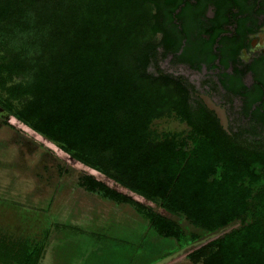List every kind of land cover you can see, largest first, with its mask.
<instances>
[{
    "label": "trees",
    "instance_id": "1",
    "mask_svg": "<svg viewBox=\"0 0 264 264\" xmlns=\"http://www.w3.org/2000/svg\"><path fill=\"white\" fill-rule=\"evenodd\" d=\"M191 1L0 0V108L152 203L78 178L86 192L132 208L145 223L136 238L171 250L161 261L185 250L178 258L193 264H264L263 94L244 107L247 135H229L185 79L150 72L160 49L201 70L196 44L185 47ZM168 120L187 130L160 131ZM3 254L9 264L14 254Z\"/></svg>",
    "mask_w": 264,
    "mask_h": 264
},
{
    "label": "rangeland",
    "instance_id": "2",
    "mask_svg": "<svg viewBox=\"0 0 264 264\" xmlns=\"http://www.w3.org/2000/svg\"><path fill=\"white\" fill-rule=\"evenodd\" d=\"M159 70L185 79L194 89L193 101L213 92L214 102L227 108L230 129L240 134L246 129L238 104L215 88L213 73L176 64L162 56V49L150 72ZM0 120L8 124L0 121V252L14 254L9 264H157L170 255L171 250L136 238L145 223L132 208L86 192L78 178L91 175L137 203L155 207L152 203L75 161L1 108ZM158 126L160 131L187 130L175 120ZM256 135L264 139V130ZM169 264L193 263L181 257Z\"/></svg>",
    "mask_w": 264,
    "mask_h": 264
},
{
    "label": "flooded vegetation",
    "instance_id": "3",
    "mask_svg": "<svg viewBox=\"0 0 264 264\" xmlns=\"http://www.w3.org/2000/svg\"><path fill=\"white\" fill-rule=\"evenodd\" d=\"M191 5L182 23L192 42L185 43L187 52L196 44L202 58L201 71L215 75V88L224 93L225 99L238 104L242 119L250 98L262 93L264 100V0H192ZM213 35L218 38L208 51ZM211 53L217 58L210 62ZM179 65L192 69L187 64ZM224 82L231 88L230 93L224 89ZM213 95L209 92L199 97L213 100ZM216 104L225 108L228 117L226 106Z\"/></svg>",
    "mask_w": 264,
    "mask_h": 264
},
{
    "label": "water",
    "instance_id": "4",
    "mask_svg": "<svg viewBox=\"0 0 264 264\" xmlns=\"http://www.w3.org/2000/svg\"><path fill=\"white\" fill-rule=\"evenodd\" d=\"M201 100L204 102V104L206 105V107L215 113V115L217 116L221 127L224 129V131L231 135L230 129H229V119L227 117V113L225 108L217 105L210 97L208 96H200ZM205 241H202L201 243H204ZM201 243H197L195 244V246H198ZM185 252V250H182L170 257H167L166 259L158 262L157 264H169L171 261H173L174 259H177L179 256L183 255Z\"/></svg>",
    "mask_w": 264,
    "mask_h": 264
}]
</instances>
